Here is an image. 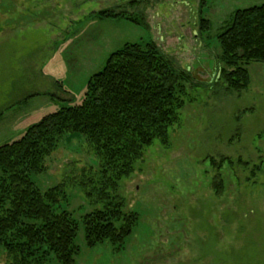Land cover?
I'll return each mask as SVG.
<instances>
[{
	"label": "rangeland",
	"instance_id": "rangeland-1",
	"mask_svg": "<svg viewBox=\"0 0 264 264\" xmlns=\"http://www.w3.org/2000/svg\"><path fill=\"white\" fill-rule=\"evenodd\" d=\"M262 3L0 0V145L79 104L88 79L125 43L152 41L187 74L166 143L144 147L114 192L137 218L122 247L85 244L80 221L103 208L97 192L107 183L85 136H62L31 176L42 193L58 187L55 210L79 224L74 264H264V61L245 63L249 84L239 92L217 80V36L235 10ZM106 9L141 23L96 15ZM45 249L44 264H58ZM9 261L0 247V264Z\"/></svg>",
	"mask_w": 264,
	"mask_h": 264
},
{
	"label": "trees",
	"instance_id": "trees-1",
	"mask_svg": "<svg viewBox=\"0 0 264 264\" xmlns=\"http://www.w3.org/2000/svg\"><path fill=\"white\" fill-rule=\"evenodd\" d=\"M96 15L140 22L136 16L107 9ZM200 25L208 29L206 20ZM217 39L223 65L217 80L230 91L247 88L245 63L264 61V3L235 10ZM186 76L154 42L125 43L88 79L79 104L44 115L19 139L0 145V247L10 255L9 264H44L39 255L44 247V254L54 255L58 264L75 263L78 222L55 210L61 196L58 187L42 193L31 179L42 170L43 157L66 134L88 139L101 157L107 181L97 192L96 201L103 208L80 221L85 244L124 245L137 218L123 212L122 200L114 192L144 147L154 139L166 143L167 130L184 104ZM86 195L91 197L90 192Z\"/></svg>",
	"mask_w": 264,
	"mask_h": 264
}]
</instances>
